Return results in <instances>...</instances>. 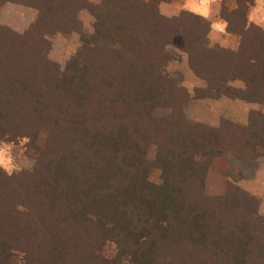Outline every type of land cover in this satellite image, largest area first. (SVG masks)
I'll return each mask as SVG.
<instances>
[{"label": "trees", "instance_id": "1", "mask_svg": "<svg viewBox=\"0 0 264 264\" xmlns=\"http://www.w3.org/2000/svg\"><path fill=\"white\" fill-rule=\"evenodd\" d=\"M5 1L38 11L16 38L44 43L46 32L77 31L80 47L64 72L39 75L37 53L19 55L0 25V140L26 135L35 159L32 172L0 167V264H264L256 199L214 171L242 177L252 162L254 172L264 113L193 133L182 111L191 93L164 71L178 38L205 83L194 97L264 102V28L247 23L252 0H221L236 52L209 45V19L165 16L161 0ZM81 7L94 15L92 33L76 18ZM234 79L244 86H230ZM228 150L241 168L230 166Z\"/></svg>", "mask_w": 264, "mask_h": 264}, {"label": "rangeland", "instance_id": "2", "mask_svg": "<svg viewBox=\"0 0 264 264\" xmlns=\"http://www.w3.org/2000/svg\"><path fill=\"white\" fill-rule=\"evenodd\" d=\"M99 1L100 0H90V2L94 4L99 3ZM227 1H228L227 4L229 6L232 7L234 5L233 4L234 0H227ZM181 10L183 9L179 8L177 14L173 16H177ZM218 16L219 18H221L220 14H218ZM168 17H172V16H168ZM76 18L78 22L80 23V25L82 26V28H84L89 33L93 32L95 18H94V15L91 13V11L87 7H81L76 13ZM0 25L3 27H6V29L12 33V34L7 33L8 36L5 40L10 39V40L17 41L18 44L15 46L17 47V53L19 55H21L22 53L25 55L28 51L32 53H37L38 61H40V66H38V70H37V73L39 75L55 77L56 73L58 72L61 73L62 71L64 72L63 69L67 61L76 53V51L80 47V33L77 31H72L70 32L69 35H64L59 31H56L53 33L46 32L43 34V36H41L42 40L44 41V43H41L39 42V40L41 41V39L38 38V36H29L26 38L24 37L16 38L15 34H18V35L22 34L25 30L23 32H17V31L10 29L9 27L5 25H2V24ZM233 35L229 37V41H225V43H227L229 46H233L231 42L233 41L232 40L233 38L234 43L235 44L237 43L236 49L235 50L228 49V50L236 52L238 49L239 36L236 34H233ZM215 39H217V37L212 38L210 37L208 33V42L210 46L212 45V43H214ZM103 42L107 43L104 40ZM217 46L222 47L219 44H214L211 47H217ZM166 50L168 52L169 57H168V62L164 66V71L166 72L167 75L171 77L180 78L182 82L181 84L189 91V93H191V97H189V99L182 106V111L184 113L186 122L189 125H193V126L204 124L206 126L217 128L222 124V121L230 120L231 112L233 113L239 110L237 109L238 108L237 106L239 102H242V100L239 98L229 97V96L222 95V94L218 98H200L199 99V98L194 97L193 88L204 87L205 83L200 78H198L196 75H194V72L189 68L188 58H187L186 53L182 49L181 40L178 38L172 40L167 45ZM20 58H23V57L20 56ZM228 84L234 88H241L242 85L244 86V83L240 79L231 80ZM211 104H216L218 106V110L219 109L221 110L222 116L217 126H211L206 123H202L199 121L200 119H198L199 115L201 114L200 112L207 114V111H209ZM217 106H215L216 109H217ZM262 106H264V104H262ZM260 109L263 110L264 107H261ZM190 128H193V127H188V130H190ZM198 128L200 129L201 127L194 126L193 133ZM184 134H187V132H184ZM6 137L10 138L11 136L8 135ZM28 139L29 138L26 135H23L21 137L19 136L15 137V140H12V141L0 140V167L7 174H18L22 171H25V172L33 171L35 159L31 155H29L27 152ZM225 156L227 160L229 161L231 167H234V166L236 168L242 167L240 165L241 161L237 159L234 156V153L231 152L230 150L226 152ZM262 157H264V155H261L255 160L257 164L256 168L258 167V163ZM251 163L252 162H247L244 164L243 166L244 175L242 177H237L236 175L234 176L229 175L227 170H223L224 166L221 167V166H218V164H214V167H215L214 171L215 172L218 171L216 173L218 176H221V173H222L228 177L230 184L234 186V188L229 186V189H231L235 194L238 195V192L235 190V187H238L246 191L247 193L251 194L257 201L256 208H255L257 209V214L264 216V192L262 191V193L257 192L258 194H254V193H250L249 191L250 189L249 185L252 182V176L256 172V169L254 170V172H251V168L253 167ZM220 164L223 165V163L221 162ZM149 178L154 181L158 180L157 174L155 172L151 173ZM201 197H204L205 200H207L206 202H208L211 206L213 205L214 199H211L209 197L207 190H203ZM234 199H235V202H238L241 199H243V196L236 197L234 195ZM263 230L264 228L259 229L257 231L255 229L254 233L256 235L264 234Z\"/></svg>", "mask_w": 264, "mask_h": 264}, {"label": "crops", "instance_id": "3", "mask_svg": "<svg viewBox=\"0 0 264 264\" xmlns=\"http://www.w3.org/2000/svg\"><path fill=\"white\" fill-rule=\"evenodd\" d=\"M158 8L160 13L166 16L176 15L180 8L209 19L211 22L209 35L212 38L217 37L211 46L219 44L227 49H236L237 43H234L233 38V41H231L233 46H229L225 43V41H229V37H231L233 33L227 31V22L218 16L221 9V0H161ZM37 14L38 12L33 7L25 6L17 2L5 1L0 5V24L14 31L23 32L35 21ZM246 17L248 24L252 23L264 28V0H253L252 3L248 5ZM262 104H264V102L257 103L242 100L237 106L239 110L237 111L235 109L237 112H231L230 120L237 123H246L249 111H260V108L264 107ZM215 106L217 105L211 104L207 114L200 112L201 114L198 117V119H200L199 121L211 126H217L222 114L221 110H218V106L217 109ZM261 112L264 113V109L261 110ZM249 186L250 193L258 194L257 192H264V157L259 161Z\"/></svg>", "mask_w": 264, "mask_h": 264}]
</instances>
